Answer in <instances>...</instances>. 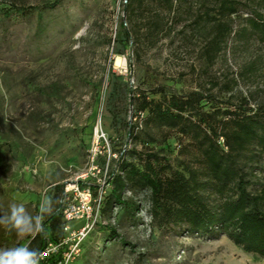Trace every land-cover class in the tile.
<instances>
[{
    "label": "rangeland",
    "instance_id": "374dc122",
    "mask_svg": "<svg viewBox=\"0 0 264 264\" xmlns=\"http://www.w3.org/2000/svg\"><path fill=\"white\" fill-rule=\"evenodd\" d=\"M125 5L126 0H0V209L22 203L35 214L54 186L85 175L84 183L106 187L120 152L135 145L128 125L135 122L138 92L207 90L217 96L207 110L239 105L241 96L253 107L264 100V48L256 40L231 39L209 65L203 53L209 37L192 31V19L166 18L156 42L141 32L138 56L132 40H117L120 21L127 22ZM259 57L257 73L243 75ZM186 144L176 132L163 131L154 142L143 138L136 146L176 165L187 159L179 153ZM128 197L141 204L138 222L121 208L102 213L75 264H264L226 236L213 240L161 230L147 215V193L129 191ZM106 226L119 237H110ZM30 239L0 228V247Z\"/></svg>",
    "mask_w": 264,
    "mask_h": 264
},
{
    "label": "trees",
    "instance_id": "16d2710c",
    "mask_svg": "<svg viewBox=\"0 0 264 264\" xmlns=\"http://www.w3.org/2000/svg\"><path fill=\"white\" fill-rule=\"evenodd\" d=\"M125 11L127 22L120 21L117 40H132L138 56L141 32L156 42L166 18L192 19V31L209 37L203 51L209 65L233 38L256 40L264 48V0H126ZM236 20L240 21L237 30ZM259 58L246 64L243 75L257 73ZM216 85L212 82L211 89ZM133 99L135 122L128 125V137L135 145L120 152L106 183L102 213L111 215L121 208L137 223L143 209L126 193L146 192L147 215L157 228L204 239L226 236L246 253L264 258V100L253 107L241 96L239 105L213 104L207 110V103H216V94L172 93L163 87L153 96L138 92ZM163 131L188 140L179 146L186 160L174 165L159 152L137 148L143 138L154 142L155 133ZM64 187H53L55 212L45 217L46 234L31 238L26 246L43 252L47 244L62 239ZM92 189L96 196L98 186ZM104 228L110 230V237H119L111 226ZM58 259V254L53 255L42 264H56Z\"/></svg>",
    "mask_w": 264,
    "mask_h": 264
},
{
    "label": "built area",
    "instance_id": "2783aa9c",
    "mask_svg": "<svg viewBox=\"0 0 264 264\" xmlns=\"http://www.w3.org/2000/svg\"><path fill=\"white\" fill-rule=\"evenodd\" d=\"M97 142L99 134H96ZM75 180L65 185L63 194V237L58 243H50L45 246L44 258L59 255L56 264H75L84 251V246L89 236L95 231L102 215L101 202L106 194V187L97 185V195H94L93 185L83 180ZM118 209V208H116ZM74 224V225H71Z\"/></svg>",
    "mask_w": 264,
    "mask_h": 264
},
{
    "label": "clouds",
    "instance_id": "9594fccd",
    "mask_svg": "<svg viewBox=\"0 0 264 264\" xmlns=\"http://www.w3.org/2000/svg\"><path fill=\"white\" fill-rule=\"evenodd\" d=\"M55 212V201L47 195L33 214L22 203H11L7 211L0 209V228L17 238H35L46 234L45 217ZM44 253L26 245L0 247V264H41Z\"/></svg>",
    "mask_w": 264,
    "mask_h": 264
}]
</instances>
